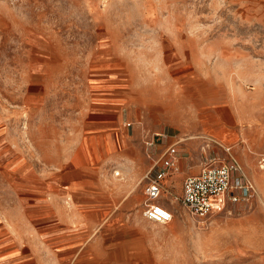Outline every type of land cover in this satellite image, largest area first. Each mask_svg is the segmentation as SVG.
Instances as JSON below:
<instances>
[{"label":"rangeland","instance_id":"374dc122","mask_svg":"<svg viewBox=\"0 0 264 264\" xmlns=\"http://www.w3.org/2000/svg\"><path fill=\"white\" fill-rule=\"evenodd\" d=\"M183 127L247 205L196 218L171 174L144 217L147 143ZM262 158L264 0H0V264H264Z\"/></svg>","mask_w":264,"mask_h":264},{"label":"built area","instance_id":"2783aa9c","mask_svg":"<svg viewBox=\"0 0 264 264\" xmlns=\"http://www.w3.org/2000/svg\"><path fill=\"white\" fill-rule=\"evenodd\" d=\"M155 135L161 139L165 138V134L161 132ZM147 146L151 151L147 152L148 156L153 163L145 175L147 184L144 187L146 203L143 215L149 221L167 223L172 219V212L158 203V200L164 191L162 182L173 167L178 154V143L167 145L157 157H154L153 139ZM262 162L261 167H264V158ZM252 190V184L243 176L234 158L221 159L213 155L203 159L198 174L184 178L179 200L191 215L204 218L223 210L229 203L247 205Z\"/></svg>","mask_w":264,"mask_h":264},{"label":"crops","instance_id":"0c3cea01","mask_svg":"<svg viewBox=\"0 0 264 264\" xmlns=\"http://www.w3.org/2000/svg\"><path fill=\"white\" fill-rule=\"evenodd\" d=\"M157 133L159 132H156L155 134ZM209 133L212 134L211 137L213 141H215L218 144L222 142L220 137L214 136L212 132H209ZM163 134H165L164 139H161L157 137L156 135H154L157 137L156 138L157 140L161 139V142H159L158 144H155V147H157V150H158L157 153H161L167 145L172 144V143H178V154L174 160L173 167L169 170L168 175L166 177L172 174L173 179H174V184L176 186L177 185L180 186L181 193H182V183H183L184 178L187 176L196 175L199 173L201 165H202V161L207 156L206 147L207 148L210 147L211 139L204 138L203 136L194 138L193 136L189 135L190 133L186 127H183V129H178V130L176 128H172L171 130L169 129L166 132L164 131ZM152 138L154 141V137ZM213 152H214L213 153L214 155L218 156V153L216 151H213ZM146 155H147L146 157L152 161L150 156H148V153ZM231 157L234 158L233 156ZM234 160L236 159L234 158ZM236 162L238 163L237 160ZM144 164H145V161H143V157L140 154L137 159H133L129 161L127 168L129 167V165H131L132 169L128 170V172L130 171L135 172V174L139 177L141 167L144 166ZM151 167H152V164L150 168ZM240 169H241V166H240ZM166 177L164 178V180L166 179ZM164 180L162 182L163 187H164ZM136 185H137V180L136 181L134 180V183L131 185V188L133 189L134 187H136ZM124 190L125 192L126 191L128 192L131 189L129 186H126ZM181 193H180V196H181ZM158 203L165 206L164 203L161 202V198L158 200ZM165 207L168 208L167 206Z\"/></svg>","mask_w":264,"mask_h":264},{"label":"bare ground","instance_id":"6f19581e","mask_svg":"<svg viewBox=\"0 0 264 264\" xmlns=\"http://www.w3.org/2000/svg\"><path fill=\"white\" fill-rule=\"evenodd\" d=\"M117 175L119 174V173H116Z\"/></svg>","mask_w":264,"mask_h":264}]
</instances>
